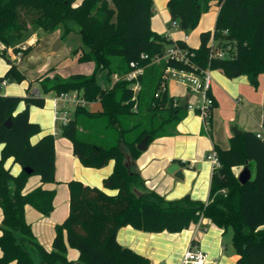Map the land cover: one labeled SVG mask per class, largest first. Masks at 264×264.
I'll return each mask as SVG.
<instances>
[{
  "label": "trees",
  "instance_id": "obj_1",
  "mask_svg": "<svg viewBox=\"0 0 264 264\" xmlns=\"http://www.w3.org/2000/svg\"><path fill=\"white\" fill-rule=\"evenodd\" d=\"M212 2L220 8L215 29L201 33L200 46L192 48L185 41L153 30L154 0H83L80 5L76 0H0V45H4L0 54L11 65L0 84L26 80L8 50L33 26L47 34L63 29L64 37L79 35L81 48L74 53L79 54L80 63L96 66L92 75L77 74L68 80L46 74L41 78V97L30 90L25 98L0 95V145H4L0 159V208L4 210L0 264H152L118 242L122 228L180 234L202 219L212 221L224 234L232 230L237 264H264V140L256 133L232 137L227 150L215 146L220 167L213 170L207 203L195 201L190 195L167 201L145 189L137 166L128 169L125 165L127 157L135 163L141 157L138 145L145 137L149 136L151 145L159 138L175 136L178 125L187 117L189 107L181 108L182 100L169 95L167 69L200 77L207 70L222 71L230 79L247 75L258 87L264 75V0H169L167 6L172 23L188 33L199 25L202 6L208 10ZM213 40L228 52V58H211ZM172 46L185 50L188 62L165 61ZM32 49L27 47L23 56ZM20 50L16 48L17 53ZM132 63L145 69L139 77L141 89L136 99L127 80L121 79L111 87L100 84L102 71L112 81L115 75L128 74ZM53 71L56 68L50 73ZM74 92L80 94L85 105L74 110L66 125L58 124L61 135L71 141L74 155L84 167L102 169L112 161L116 167L104 180V189L81 181L68 184L70 213L57 226L53 249L47 251L26 219V207L45 217L55 209L56 191L44 186L57 183L56 138L47 135L32 143V138L43 131L31 122L30 110L44 108L50 94L57 97ZM22 102L26 108L16 114ZM95 103L101 110L89 111L86 105ZM211 118L212 113L209 127ZM10 119L12 126L7 127ZM11 158L22 168L17 176L6 168ZM174 163L189 166L180 160ZM246 166L253 177L242 185L237 170ZM33 176H39L42 184L24 194ZM106 190L118 193L109 195ZM69 247L79 252L77 262L69 261Z\"/></svg>",
  "mask_w": 264,
  "mask_h": 264
},
{
  "label": "crops",
  "instance_id": "obj_2",
  "mask_svg": "<svg viewBox=\"0 0 264 264\" xmlns=\"http://www.w3.org/2000/svg\"><path fill=\"white\" fill-rule=\"evenodd\" d=\"M82 2L83 0H76V5H80ZM168 2L169 0H166V5H168ZM155 21L154 16L152 28L161 34L154 26V23H157ZM32 29L33 27L29 31ZM41 35H43L42 32L36 30L32 37L28 39L27 44L29 45L27 47L31 46L34 48L36 39L40 38ZM167 37L175 41H185L192 48L200 46V36L197 44H195V41L193 42L190 36L173 37L169 35ZM63 46L64 43L62 44ZM1 48L4 49V45L1 44L0 50ZM8 55L18 65L26 80L18 84H0L1 96L25 98L28 95V90L32 94L34 92L40 93L41 78L48 73L50 78L58 75L57 67H50V61L42 64V67L37 68V71L32 72L30 71L32 66L26 64L24 56L20 62H16L12 56L14 55L12 50H8ZM54 68H56V71L50 73ZM10 69L11 65L6 60L0 59V80L6 76ZM224 74L222 71L211 72L213 79L211 97L215 100L217 106L212 110V122L209 130H206L202 117L197 114L198 106L202 105L199 94L196 93V97L189 95L187 98L188 114L184 121L178 125L177 134L172 137L157 139L149 145L147 152H144L136 161L137 169L144 183H146L145 189L147 191L155 192L167 201L184 198L188 194L189 189L177 182L178 178L174 174L168 172L173 165H178L183 175L184 171L189 167L196 166L200 170L206 164L212 166L207 160L208 155L212 154L216 145L223 150L230 148V139L234 137V128H238L243 133L253 132L257 134L264 131V75L260 76L259 85L255 87L250 76L241 75L230 79ZM35 82H38V89H33ZM176 82L186 87L192 94V90H190L191 88L188 85L183 82ZM177 99L182 100L180 97ZM25 108L26 105L22 102L16 114L24 111ZM30 120L32 123L40 125L43 131L32 138L33 144L38 143L47 135H54L56 138L57 183L44 186L46 190L56 191L55 209L49 217H45L32 207H26V219L32 225L37 241L47 251H51L56 237V228L65 222L70 213V189L68 184L72 181H81L87 186L104 189V180L112 175L116 166L115 162L112 161L102 169L86 168L75 157L73 144L64 138L58 129L60 122L57 120L55 95L46 98L44 108L32 107ZM3 148L4 145H0V159ZM174 160L189 163V166L183 168L180 164L174 163ZM6 168L11 170L15 176L22 171L21 166L16 164L13 158L6 162ZM41 184L39 176L31 177L23 191L24 194L32 192L40 187ZM106 193L117 195L118 192L106 190ZM207 195L208 193L202 196V200H205ZM191 196L195 201H198L195 191L192 192ZM3 211L0 208V227H2ZM193 226H195V229ZM191 228H193L194 234L191 232L190 236L184 235ZM191 228L180 234H167L168 232L155 234L138 231L128 226L118 232L117 239L122 246L132 248L136 253L150 259L152 264H181L184 253L190 248L193 241L206 253L207 264H237L239 256L232 242L229 244L225 242L222 229L215 224H210L207 219H202L200 225H192ZM1 235L2 232L0 230ZM1 255L0 251V257ZM79 257L80 254L77 250L68 248L69 261L77 262Z\"/></svg>",
  "mask_w": 264,
  "mask_h": 264
},
{
  "label": "rangeland",
  "instance_id": "obj_3",
  "mask_svg": "<svg viewBox=\"0 0 264 264\" xmlns=\"http://www.w3.org/2000/svg\"><path fill=\"white\" fill-rule=\"evenodd\" d=\"M165 2L166 0H154L155 3L154 16H155V20L157 21V23H154V26L156 30L160 31L162 35H166V36L170 35L173 37L190 36L192 37L193 42L195 41V44H197V41L199 40V36L201 35V33L207 31H213L215 29V25H216L215 23L220 9L217 7V4L215 2L211 3V7L208 10L205 8V6H202L201 8L202 15L199 25L195 30L188 33L182 31L177 23H172L170 12ZM36 30L42 32L43 35H41L40 38L36 39L35 47L32 49V51L29 54L25 55L24 57L25 59L24 61L26 62V64H30L29 66H32L30 71L32 72L37 71L38 70L37 68H39L40 66L42 67V64L50 61L51 63L50 67H57L58 75H60V77L65 80L70 79L73 75L76 74H85L86 76H89L94 73L96 68L95 64L80 63L79 54L77 55L74 53L75 51H78L79 47L81 46L80 36L73 33L71 34V36L64 37L62 36L63 29H59L51 34H47L40 27L33 26V29L29 31L26 34V36H24L23 39L18 40L13 46L9 48L14 52V55H12L13 57H15V55L17 54L16 48H21L23 46L27 47L29 45L27 44V41L29 38L32 37V34L35 33ZM58 42H61L62 44L64 43V46L61 47L59 51H54V47ZM0 59H4L1 56V54H0ZM21 60H19L18 62H20ZM99 81L103 87H111L114 86L113 84L115 83L114 79H112V81H109L107 79V74L105 71L99 73ZM176 81L177 80L170 78L166 82L170 96H175L177 98L180 97L182 100L187 99L189 95H192L194 97L197 96L196 93L192 91L191 94V92L186 87L182 86ZM14 83L18 84V82H14ZM38 88H39L38 82H35L33 84V89H38ZM50 96L52 97L54 96V94H50L46 96V98ZM86 107L91 112H96L101 110V105L99 103L87 104ZM243 169L244 168H240L237 170L238 176L243 171ZM213 170H214L213 166H211L210 164H206L204 168L200 170L196 166L192 168L189 167L186 171H184L185 178L182 180L177 179V182L183 184L189 189L188 194L186 195L190 194L191 196L192 192L195 191L197 193L198 202L201 201L207 203L210 197L211 177ZM206 193H208L206 199L202 200L201 197L204 196ZM210 224H213V222L210 221ZM194 227L195 226H193V228ZM193 228H191L190 231L186 232L184 235L190 236L191 232L192 234H194L192 231ZM233 236L234 235L232 230H230V232H228L227 234H224L225 242L228 244L231 243Z\"/></svg>",
  "mask_w": 264,
  "mask_h": 264
},
{
  "label": "built area",
  "instance_id": "obj_4",
  "mask_svg": "<svg viewBox=\"0 0 264 264\" xmlns=\"http://www.w3.org/2000/svg\"><path fill=\"white\" fill-rule=\"evenodd\" d=\"M211 46V58L214 59H225L228 58V52L219 48L217 42L213 40L210 44ZM21 50L15 55L14 60L18 62L23 58L24 50L26 47H21ZM145 57V56H143ZM187 52L177 46H172L167 50V53L164 57L165 61L175 60L179 62H188ZM131 71L123 77H119L115 75L113 79L115 83L120 81L121 79L127 80L132 83V89L135 93V98L137 93L141 89V85L139 83V77L144 74V67H138L137 64H131ZM210 70L204 72L202 77L197 76L194 73H189L187 71H180L176 69H167L165 74V79L168 80L173 78L179 82H183L188 85L190 90L199 94L201 98V104L198 106L197 111H199L200 116L204 121V125L206 130H209V118L211 116L212 110L214 108V99L210 96L213 79L211 76ZM5 83V82H4ZM3 83V84H4ZM114 83V84H115ZM34 96L41 97L40 93L34 92ZM85 100L82 99L79 93H68L62 94L60 96H55V103L57 109V120L60 124L66 125L72 117L74 110L80 106L85 105ZM257 137L259 139L264 140V131L257 133ZM207 160L212 164L213 169L216 170L220 167V161L216 150L212 152V154L208 155ZM201 221L199 222V225ZM206 231V230H205ZM181 264H207V255L200 249L197 243L190 246V248L184 253Z\"/></svg>",
  "mask_w": 264,
  "mask_h": 264
},
{
  "label": "water",
  "instance_id": "obj_5",
  "mask_svg": "<svg viewBox=\"0 0 264 264\" xmlns=\"http://www.w3.org/2000/svg\"><path fill=\"white\" fill-rule=\"evenodd\" d=\"M62 47V43L58 42L55 47H54V51H59L60 48ZM237 75H240V73H237ZM181 108H186L188 106V100L184 99L180 105ZM7 127H11L12 126V120L10 119L7 123H6ZM233 134L234 137H239L243 135V132L240 131L238 128H234L233 130ZM149 148V136L145 137L144 140L138 145V150L142 153L147 152ZM126 167L128 169H131L132 167L136 166V163L131 161L130 157H127V161L125 163ZM181 168H179L178 165H173L168 172L170 174H174L176 176V178L178 179H184V175L182 174V172L179 170ZM30 173V170H27ZM253 171H251V169L249 168V166H246L243 171L240 173L239 175V181L242 185L248 184L253 177L252 174Z\"/></svg>",
  "mask_w": 264,
  "mask_h": 264
}]
</instances>
